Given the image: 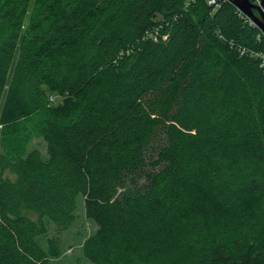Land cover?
Segmentation results:
<instances>
[{"label": "trees", "instance_id": "1", "mask_svg": "<svg viewBox=\"0 0 264 264\" xmlns=\"http://www.w3.org/2000/svg\"><path fill=\"white\" fill-rule=\"evenodd\" d=\"M30 2L0 0V264H51L49 224L69 228L78 197L91 264L199 247L201 264H264L259 29L205 0H72L26 29Z\"/></svg>", "mask_w": 264, "mask_h": 264}, {"label": "rangeland", "instance_id": "2", "mask_svg": "<svg viewBox=\"0 0 264 264\" xmlns=\"http://www.w3.org/2000/svg\"><path fill=\"white\" fill-rule=\"evenodd\" d=\"M70 1L72 0H31L22 16L24 28L27 29L28 26H32L39 17H42V21L45 20L46 22L61 18L64 14V3ZM50 99L51 102H60L59 97ZM30 149H36L44 154L45 144L42 140H33ZM5 174L6 172H4ZM248 200L253 204V207L258 202L261 203V208L264 206V194H259L257 198ZM48 230L47 237L57 242L60 251L58 256L50 259L51 264H91L84 258L82 247L84 241L95 232L96 225L86 217L81 197L77 199L75 219L71 226L66 230L59 231L49 224ZM198 249L199 251H197ZM198 249L189 254L191 257L188 263L186 262L188 258H182L178 264H201L198 258L204 249L202 247Z\"/></svg>", "mask_w": 264, "mask_h": 264}, {"label": "water", "instance_id": "3", "mask_svg": "<svg viewBox=\"0 0 264 264\" xmlns=\"http://www.w3.org/2000/svg\"><path fill=\"white\" fill-rule=\"evenodd\" d=\"M239 11L252 20L264 37V0L259 6L252 5L248 0H228Z\"/></svg>", "mask_w": 264, "mask_h": 264}, {"label": "built area", "instance_id": "4", "mask_svg": "<svg viewBox=\"0 0 264 264\" xmlns=\"http://www.w3.org/2000/svg\"><path fill=\"white\" fill-rule=\"evenodd\" d=\"M196 0H187V5L194 3ZM206 4L212 9V10H218L220 9L225 3H228V0H205ZM252 5L254 6H259L260 4V0H248ZM230 3V2H229ZM238 10V9H237ZM238 15L242 18V19H246V22L252 23V20L250 18H248L246 15H244L241 11L238 10ZM156 30L152 31L150 33L146 34V37H152V38H156ZM245 51L244 50H240L239 54L240 56L245 55ZM250 55L256 59L259 60V66L263 71L264 74V52H250Z\"/></svg>", "mask_w": 264, "mask_h": 264}]
</instances>
